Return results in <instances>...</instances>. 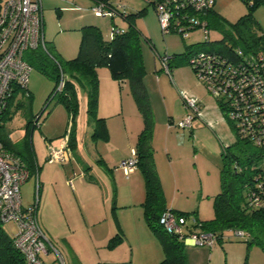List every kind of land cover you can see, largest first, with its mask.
<instances>
[{
    "label": "rangeland",
    "instance_id": "374dc122",
    "mask_svg": "<svg viewBox=\"0 0 264 264\" xmlns=\"http://www.w3.org/2000/svg\"><path fill=\"white\" fill-rule=\"evenodd\" d=\"M5 1L0 0V4ZM96 1L42 0V3L44 14L47 15L49 23L54 27L57 26L56 24L60 27L73 25L78 22L77 16L79 15L88 18L94 16V21L99 23L97 25L106 27L108 33L115 27L123 28L127 25L126 20L121 15H116L114 18L96 15L92 11V7L97 4ZM111 1L125 6L127 13L145 9L137 22L140 21L139 28L142 29V53L146 67L144 84L150 99L155 123L150 142L153 153L152 161L165 200L167 199L169 206L186 212H193L201 206L202 218H205L206 215L213 213L214 196L220 191V169L223 163L224 146L233 143L236 134L227 121V114L220 108L216 97L207 90L204 83L198 78L189 64L188 58L186 57L180 66L173 67L169 75L166 69L162 68L156 52L161 55L173 52L183 53L187 49L186 44L216 41L220 40L222 35L219 30L212 27H209L208 37L200 28L190 31L188 38H184L178 32L164 34L155 8L146 0ZM215 8L231 22L237 21L247 12V6L243 0H216ZM254 17L259 25V31L264 33V3L255 8ZM147 36L152 39L153 48L146 39ZM55 84V80L32 65L29 80L31 97L26 96L24 91L18 88L9 101L10 106L4 119L3 132L8 133L12 141L11 146H7V150L16 154L17 157H21L30 166V178L21 186L23 204L29 206L35 201L36 196L40 197V220L46 219L50 214H53L54 210L60 212L61 206L58 203V197L61 196V190L67 192V196L72 197V190L69 187L67 189L64 181L67 174L59 169L58 163L60 162L50 164L47 159L49 155L44 140L45 138L62 139L65 137L70 121L64 106L60 104L57 98H50ZM123 89L125 96L129 94L130 105L125 110L124 117L121 113L116 114L112 122L121 127L123 134H127V127L133 129L136 119L141 120L139 119L141 117H138L137 104L129 87L126 85ZM181 91L199 100L200 115L193 117L190 128H182L178 124L190 112L181 98ZM125 122L127 127L124 125ZM123 134L121 136L116 134V138L122 139ZM88 141L84 139V143ZM89 142L88 145L90 146ZM118 143L117 140L116 144ZM102 144L104 143L100 141V145ZM110 146L112 148V145ZM167 146L171 149L173 160L168 157ZM79 147L82 148L85 161L79 159L80 148L74 146L76 158L74 157L72 161L66 163V167L68 168L70 164V166L73 165L77 168L78 157L80 164L82 163L84 169L89 171L88 179H93L90 177L93 175L95 180L109 183L105 176V174L111 176L109 169L101 164L95 166L88 152H84V150L87 151L84 145L81 146L80 144ZM131 156L132 151L130 149L129 156L123 160ZM172 162L175 164L172 165ZM60 164L62 165V163ZM253 164L262 167L264 170V158L260 162L255 160ZM139 174L143 176L142 171ZM136 187L134 190L137 191L138 186ZM209 193L212 194L207 196ZM135 196L138 198V193ZM2 229L13 236L17 232V225L14 221L4 222ZM245 240V238H237L227 232L223 240L217 241L212 246L213 250L216 251L212 258V264H241L246 259L251 264H264L262 248L257 245L248 246ZM50 256L52 257V255ZM46 260L48 261V259Z\"/></svg>",
    "mask_w": 264,
    "mask_h": 264
},
{
    "label": "trees",
    "instance_id": "16d2710c",
    "mask_svg": "<svg viewBox=\"0 0 264 264\" xmlns=\"http://www.w3.org/2000/svg\"><path fill=\"white\" fill-rule=\"evenodd\" d=\"M243 1L247 6V12L235 22L229 21L216 10V0L208 9L199 12L189 9V15L206 20L208 27L219 30L222 38L216 41L186 44L187 49L183 53L163 54L160 57L167 58L169 71L172 72L173 67L180 66L186 57L189 62V56L194 51L214 50L226 56H239L255 54L261 50L264 47V33L259 31L254 10L258 5L263 4L264 0ZM149 4L155 8L154 2ZM144 11L145 9H142L125 15L124 19L127 22L125 32L115 34L111 39L104 38L98 26H85L78 55L72 59L58 56L48 42H46V50L37 48L28 51L26 59L42 73L55 80L56 84L50 98H57L73 119L79 112L77 86L80 85L87 94V112L96 121L95 136H104L106 139L108 132L105 119L98 116L100 84L98 68L108 67L111 76L118 81L127 79L144 120V129L138 139L137 158L145 178L146 197L143 205L146 220L152 230L160 235L166 251V257L160 264H186L182 239L177 234L167 233L160 224L161 215L169 208L166 206L163 189L152 161L153 153L150 146L154 119L143 81L146 68L142 53L141 32L136 25L137 17L142 16ZM62 76L65 83L63 88L58 90ZM9 103L0 116V141L8 153L10 152L7 146H11L12 141L8 133L5 134L3 130ZM227 121L234 130L236 139L233 144L223 149V163L220 169L221 186L213 200L214 217L208 220L199 219L201 224H193L191 231L200 228L213 232L217 236V241H221L226 237L227 232L230 233L235 229L243 230L248 246L257 245L264 251V207L251 206L247 201V195L255 186L257 176L263 172L262 167L253 164L255 160L260 162L264 158L263 151L242 137L231 120L227 119ZM10 154L17 156L14 153ZM28 168L30 169V166ZM174 211L184 216L196 215V210ZM0 264H26L23 254L13 243V236L5 231H0ZM241 264L251 263L246 259Z\"/></svg>",
    "mask_w": 264,
    "mask_h": 264
},
{
    "label": "built area",
    "instance_id": "2783aa9c",
    "mask_svg": "<svg viewBox=\"0 0 264 264\" xmlns=\"http://www.w3.org/2000/svg\"><path fill=\"white\" fill-rule=\"evenodd\" d=\"M154 2L159 24L164 34L178 32L185 38L189 32L200 28L208 37L210 29L206 20L189 15L191 9L199 12L210 8L215 0H146ZM92 7L96 15L124 17L125 6L111 0H97ZM190 9V10H189ZM178 13H181L178 15ZM45 23L42 0H6L0 4V116L12 95L21 88L30 96L29 80L32 65L26 59L30 50H46ZM125 28L115 27L113 35L122 34ZM161 64L169 71L167 58L160 57ZM189 64L204 83L207 90L216 97L221 109L237 127L239 134L261 148L264 155V47L251 55L226 56L214 50L194 51L189 56ZM170 72V71H169ZM61 77L58 90L64 86ZM181 98L190 110L185 119L178 122L182 128H190L194 116L200 115L199 100L181 91ZM49 161L64 163L70 158L65 145L54 147L48 144ZM128 177L138 166L137 150L132 156L119 163ZM26 163L8 153L0 141V231L2 224L14 221L17 232L13 243L23 254L26 264H46L43 254L54 250L57 259L65 264L63 255L50 240L39 219V197L29 206H24L21 186L30 178ZM249 205L264 207V170L257 176L255 186L247 195ZM160 224L169 234H177L182 241L196 246L211 248L217 242L213 232L200 228L191 231L193 224H201L196 215H181L167 209L160 217ZM232 236L245 238L243 230H231ZM95 264H129L97 262Z\"/></svg>",
    "mask_w": 264,
    "mask_h": 264
},
{
    "label": "crops",
    "instance_id": "0c3cea01",
    "mask_svg": "<svg viewBox=\"0 0 264 264\" xmlns=\"http://www.w3.org/2000/svg\"><path fill=\"white\" fill-rule=\"evenodd\" d=\"M44 13L43 8L46 42L50 43L56 54L64 59H72L78 55L83 28L87 25L98 26L106 39L113 37L112 31L108 33L106 27L97 25L98 22L94 21V16L88 18L79 15L77 16L78 22L73 25L60 27L56 24L57 26L54 27L49 23V19ZM137 19L136 25L142 33V29L139 28L140 21L137 22ZM123 28H126V26ZM146 39L153 48L150 36H147ZM171 54H174V52ZM156 55L159 59L162 56L158 52H156ZM162 68L164 67L162 66ZM167 72L169 75L171 74V72ZM98 75L100 79L98 116L105 119L108 138L95 136L96 121L87 112L88 98L87 95H84L86 91L78 85L79 112L73 119L66 110L70 121L67 125L65 137L62 139H44L48 155V144L54 147L65 145L69 148L70 158L62 165L58 164L60 165L59 169L67 174L64 181L67 189L69 187L72 190V197L67 196V192L61 190V196L58 197V203L61 206L60 212L54 210L53 214H50L46 219L42 218L40 223L50 240L63 255L65 264H95L101 261L160 264L166 257V251L160 235L152 230L146 220L143 205L146 197L145 178L143 172V176L139 174L142 169L138 165L127 177L118 166L121 160L129 156L130 149L131 151L134 148L138 149V139L144 129V120L137 107L138 117H141L139 118L141 120L136 119L133 129H128L125 122L127 134H123L121 127L116 126L112 120L119 113L123 114L124 117L125 110L129 108V94L125 96L123 93V88L126 85L130 90L129 83L127 79L121 81L114 79L109 68L105 66L98 68ZM116 134L120 136L123 134L124 137L122 139L116 138ZM84 139L90 141H88L90 146L88 142L84 143ZM117 140L119 141L118 144H116ZM100 141L104 143L103 146L100 145ZM80 144L87 149L85 151L83 147L84 152H88L95 166L101 164L109 169L111 176L105 174L109 183L99 182L94 179L93 175L90 176L93 179H88L89 171H86L82 163L79 162V159L85 161L82 148L79 147ZM110 145H112V148ZM74 146L80 148L79 159L77 157L78 167L69 164L67 168L65 164L72 161L74 157L76 158ZM166 149L169 159L173 160L170 147L167 146ZM49 163L56 164V162L50 161ZM174 164L172 162V165ZM91 167L94 168L92 165ZM136 186H138L137 191L134 190V188H137ZM137 193L138 198L135 196ZM210 194L212 193L207 196H210ZM165 202L169 209L181 211L169 206L167 199ZM202 213L200 206L196 210V216L199 219L208 220L214 217V210L205 218H202ZM182 248L186 255V264H212L213 255L216 254L212 247L196 246L189 241H182ZM53 251L50 250L48 253L43 254L45 263L61 264L57 259L56 252Z\"/></svg>",
    "mask_w": 264,
    "mask_h": 264
}]
</instances>
